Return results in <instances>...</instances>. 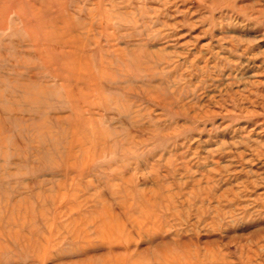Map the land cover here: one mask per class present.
<instances>
[{
	"label": "rangeland",
	"instance_id": "374dc122",
	"mask_svg": "<svg viewBox=\"0 0 264 264\" xmlns=\"http://www.w3.org/2000/svg\"><path fill=\"white\" fill-rule=\"evenodd\" d=\"M0 264H264V0H0Z\"/></svg>",
	"mask_w": 264,
	"mask_h": 264
}]
</instances>
